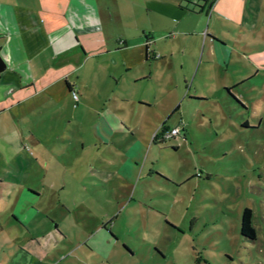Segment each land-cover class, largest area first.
Returning <instances> with one entry per match:
<instances>
[{
  "label": "rangeland",
  "instance_id": "obj_1",
  "mask_svg": "<svg viewBox=\"0 0 264 264\" xmlns=\"http://www.w3.org/2000/svg\"><path fill=\"white\" fill-rule=\"evenodd\" d=\"M207 23L204 30H212ZM242 35L238 46L224 40L232 51L228 65L221 47L219 61L199 65L198 37L177 36L189 40L186 92L173 61L156 62L151 77L123 91L125 120L135 111L138 135L148 138L132 177L116 167L123 158L109 154L116 145L94 137L95 114L79 110L65 131L76 149L61 150L60 139L58 159L47 169L35 161L24 176L40 196L19 205L13 197L21 220L2 222L0 264H264V79L233 88L241 100L221 90L225 78L233 84L246 76ZM199 91L206 99L183 100ZM162 122L166 130L186 125L187 138L152 143ZM244 207L252 210L254 240L239 231Z\"/></svg>",
  "mask_w": 264,
  "mask_h": 264
},
{
  "label": "crops",
  "instance_id": "obj_2",
  "mask_svg": "<svg viewBox=\"0 0 264 264\" xmlns=\"http://www.w3.org/2000/svg\"><path fill=\"white\" fill-rule=\"evenodd\" d=\"M207 20L212 30H204ZM239 31L245 32L241 36L245 45L239 49L248 60L241 58L246 76L233 84L225 78L221 88H227L235 100L239 95L233 88L264 79V0H0V228L2 222L21 220L13 209V197L19 205L40 196L25 184L32 164L39 160L46 168L62 149H76L65 131L79 110L95 114L94 137L116 145L109 154L116 160L122 157L116 167L132 177L148 138L138 135L135 111L125 120L121 102L129 98L123 91L151 77L156 62L173 61L186 92L191 74L185 64L189 40L180 44L177 36L198 37L195 44L203 46L199 65L214 57L219 61L218 47L228 65L232 51L224 40L238 46ZM150 62H155L154 67ZM71 91L77 93V100ZM186 97L206 99L201 91L197 97L185 94L183 100ZM68 109L74 115L62 119ZM173 127H179L182 139L187 138L186 125ZM60 139L65 144L57 148ZM17 187H21L18 192Z\"/></svg>",
  "mask_w": 264,
  "mask_h": 264
},
{
  "label": "trees",
  "instance_id": "obj_3",
  "mask_svg": "<svg viewBox=\"0 0 264 264\" xmlns=\"http://www.w3.org/2000/svg\"><path fill=\"white\" fill-rule=\"evenodd\" d=\"M226 91H228L227 88H225ZM159 133H156L153 137V141H163L161 138L162 131H166V129L163 127H159ZM239 231L240 234L248 239V240H254L256 238L255 229L252 225V210L249 207H244L242 209L240 219H239Z\"/></svg>",
  "mask_w": 264,
  "mask_h": 264
},
{
  "label": "built area",
  "instance_id": "obj_4",
  "mask_svg": "<svg viewBox=\"0 0 264 264\" xmlns=\"http://www.w3.org/2000/svg\"><path fill=\"white\" fill-rule=\"evenodd\" d=\"M156 57H157V55H156ZM71 94H72V98H73L74 100H77V93H76L75 91H71ZM157 132H159V131H157ZM157 132H155V133L153 134V137H154V135H155ZM178 133H179V127H173V128H171V129H169V130L162 131L161 138L164 139V138L174 137V136H176Z\"/></svg>",
  "mask_w": 264,
  "mask_h": 264
}]
</instances>
